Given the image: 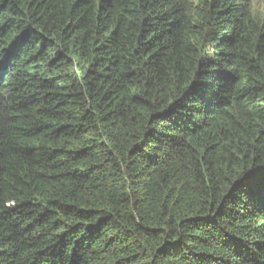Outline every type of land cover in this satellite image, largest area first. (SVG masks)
<instances>
[{
    "label": "trees",
    "instance_id": "obj_1",
    "mask_svg": "<svg viewBox=\"0 0 264 264\" xmlns=\"http://www.w3.org/2000/svg\"><path fill=\"white\" fill-rule=\"evenodd\" d=\"M0 264H264V9L0 0Z\"/></svg>",
    "mask_w": 264,
    "mask_h": 264
},
{
    "label": "rangeland",
    "instance_id": "obj_2",
    "mask_svg": "<svg viewBox=\"0 0 264 264\" xmlns=\"http://www.w3.org/2000/svg\"><path fill=\"white\" fill-rule=\"evenodd\" d=\"M198 2V0H191ZM251 6L254 11H262L264 9V0H251Z\"/></svg>",
    "mask_w": 264,
    "mask_h": 264
}]
</instances>
